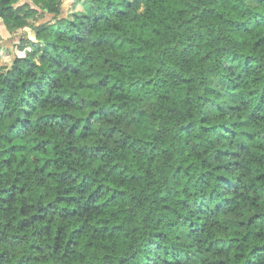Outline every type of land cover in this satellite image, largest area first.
Listing matches in <instances>:
<instances>
[{
	"label": "clouds",
	"instance_id": "clouds-1",
	"mask_svg": "<svg viewBox=\"0 0 264 264\" xmlns=\"http://www.w3.org/2000/svg\"><path fill=\"white\" fill-rule=\"evenodd\" d=\"M0 264H264V0H0Z\"/></svg>",
	"mask_w": 264,
	"mask_h": 264
}]
</instances>
